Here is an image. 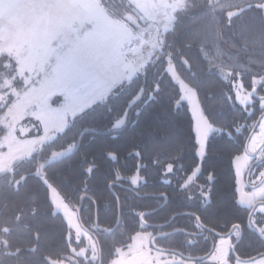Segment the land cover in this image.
<instances>
[{
	"label": "trees",
	"instance_id": "obj_1",
	"mask_svg": "<svg viewBox=\"0 0 264 264\" xmlns=\"http://www.w3.org/2000/svg\"><path fill=\"white\" fill-rule=\"evenodd\" d=\"M115 1L124 0L101 3ZM258 2L187 0L141 74L0 174V264H54L88 248L57 212L51 189L76 215L84 199L77 217L93 234L97 264H113L141 233L158 238L156 249L198 263L210 256L217 235L236 226L245 231L239 258H262L263 245L247 229L252 211L239 205L235 170L264 116V16ZM220 71L238 75L247 93L257 90L252 106L236 104ZM178 82L197 95L214 130L203 159ZM26 92L16 60L0 57V144L9 135L3 120ZM22 127L31 128L22 141L43 136L33 119Z\"/></svg>",
	"mask_w": 264,
	"mask_h": 264
},
{
	"label": "rangeland",
	"instance_id": "obj_2",
	"mask_svg": "<svg viewBox=\"0 0 264 264\" xmlns=\"http://www.w3.org/2000/svg\"><path fill=\"white\" fill-rule=\"evenodd\" d=\"M101 1L60 0L61 6L46 12L43 23L29 20L37 17L36 13L16 12L15 6L8 12L1 5L0 57L6 55L16 60L27 92L3 120L9 135L0 144V174L9 172L15 163L28 159L53 141L67 128L69 120L104 101L118 86L141 74L158 50L161 37L173 27L176 14L187 7V0H124L115 1L111 6ZM210 1L214 5L220 0ZM255 8L264 16V0L256 3ZM244 10L247 9L233 12V16ZM11 23L15 32L23 29L25 36L17 32L12 35ZM168 72L176 80L173 68ZM220 74L232 85L238 106L247 109L253 105L254 97L244 90L238 75L227 71ZM178 86L183 100L191 108L199 157L203 159L214 130L202 114L197 95L181 82ZM27 119L40 124L42 138L20 140V136L31 132V128L22 127ZM263 145L264 119L245 153L235 161L239 205L246 209H253L264 200V189L258 187L264 171L257 177L256 171L252 181H248L253 158ZM133 182L137 185L136 179ZM51 194L57 212L82 238L85 234L76 213L55 190L51 189ZM257 213L264 216V206L259 207ZM261 232L264 236V228ZM152 241V234L137 235L126 250L119 252L113 264H198L162 252L153 247ZM89 243L93 245L90 240ZM215 249L211 261L227 264L231 239H217ZM80 256L85 257L86 252ZM237 264H264V260Z\"/></svg>",
	"mask_w": 264,
	"mask_h": 264
},
{
	"label": "flooded vegetation",
	"instance_id": "obj_3",
	"mask_svg": "<svg viewBox=\"0 0 264 264\" xmlns=\"http://www.w3.org/2000/svg\"><path fill=\"white\" fill-rule=\"evenodd\" d=\"M261 101H264V99L263 100L261 99ZM263 119H264V116H263ZM263 119H262V121H263ZM262 121L259 123L260 125H261ZM246 150H247V148H246ZM263 163H264V145L260 149V151L257 154V156L255 158H253L251 169H250V173L248 175L249 183L252 181V178L255 175L256 171H258V174L256 175V177L258 175H260L261 172L264 171ZM261 167H263V168H261ZM258 187H262L264 189V177H262V180L260 181V186L258 185ZM167 204H168V201H166L164 207L167 206ZM261 206H264V200L262 202L257 203L253 209H250L252 211V213H251V216H250L249 221H248L247 229H248L249 233L254 235L259 240V242H260L259 244L263 245V247H264V236H263V234L261 232L263 230V228H264V216L257 213L259 207H261ZM141 220H142V218H141ZM96 224H97V222H96ZM104 231H106V230H103V231L99 230V232H101L103 234H106ZM83 232H84L85 235L82 238L78 237L77 235H76V237L78 239H85L88 242V248L83 250V251H81V252H73L72 257H70L69 259L64 261L65 263H67V264H97L96 262L98 261V255H97V250H96L95 245H94L93 234L88 233V232H86L84 230H83ZM244 235H245V231L243 230V228L241 226L234 227L230 231V233L228 235H223V236L217 235V238L213 242L212 252H211L210 256L207 257L206 260H201L200 261L201 263L198 262V264H222V263H219V262L215 263V262L211 261V259L213 258L214 254H215V251H216L215 242L217 241V239H231L232 249H231V254L229 256V259L227 260L228 261L227 264L255 263V262H259L261 260H264V253H262V255H263L262 258H259V259L254 260V261L253 260H246V259L239 258V256L237 255V248L242 243V241L244 239ZM156 239H158V238L153 237V241H152L153 247H155ZM89 240L92 242L93 245H90ZM160 251H162V250H160ZM85 252H86V256L85 257H81L80 255L82 253H85ZM175 256H178V255H175ZM181 258H183V257H181ZM183 259L186 260L185 258H183ZM99 264H102V260L101 259H100V263Z\"/></svg>",
	"mask_w": 264,
	"mask_h": 264
},
{
	"label": "crops",
	"instance_id": "obj_4",
	"mask_svg": "<svg viewBox=\"0 0 264 264\" xmlns=\"http://www.w3.org/2000/svg\"><path fill=\"white\" fill-rule=\"evenodd\" d=\"M1 5H2L3 10L8 11V12H12L11 11L12 7L15 6L13 10L16 12L24 11V12L36 13L37 17L34 16L33 18L29 20H36V21H40L41 23H43L45 21L44 19L45 13L48 12L50 9L54 10L55 8H58L59 6H61V2L60 0H0V7ZM10 25H11L12 35L15 34L16 32L21 34L22 36L24 35L23 29H21L20 32L18 31L15 32L13 29L14 27L13 24L11 23ZM42 27H43V24H42ZM23 41L24 40H22L21 45L24 43Z\"/></svg>",
	"mask_w": 264,
	"mask_h": 264
},
{
	"label": "water",
	"instance_id": "obj_5",
	"mask_svg": "<svg viewBox=\"0 0 264 264\" xmlns=\"http://www.w3.org/2000/svg\"><path fill=\"white\" fill-rule=\"evenodd\" d=\"M253 96L257 98V90L254 91ZM83 200H84V199H83ZM83 200H82V202H81V208H80L79 211H78V216H79V217H80L81 210H82ZM119 225H120V219H119V221H118V224H117V227H116L115 230L118 229ZM102 231H103V230H102ZM104 232H105L107 235H109V236H111V235L113 234V232H107V231H104ZM153 243H154V242H153Z\"/></svg>",
	"mask_w": 264,
	"mask_h": 264
}]
</instances>
